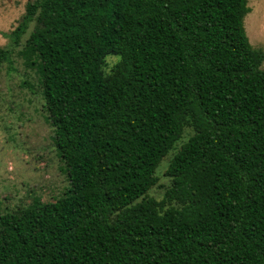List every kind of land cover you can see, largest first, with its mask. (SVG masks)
<instances>
[{"label": "trees", "instance_id": "16d2710c", "mask_svg": "<svg viewBox=\"0 0 264 264\" xmlns=\"http://www.w3.org/2000/svg\"><path fill=\"white\" fill-rule=\"evenodd\" d=\"M249 11L248 0L26 3L0 67L31 69L23 84L67 185L0 211V264H264V50L245 33ZM187 127L170 185L149 196Z\"/></svg>", "mask_w": 264, "mask_h": 264}, {"label": "rangeland", "instance_id": "374dc122", "mask_svg": "<svg viewBox=\"0 0 264 264\" xmlns=\"http://www.w3.org/2000/svg\"><path fill=\"white\" fill-rule=\"evenodd\" d=\"M28 1L32 0H0V46L8 44L6 35L17 25ZM248 6L245 33L253 47L264 50V0H248ZM114 61V56L107 58L108 65ZM32 75L21 59L12 70L6 64L0 67V211L26 203L33 195L50 200L67 185L40 97L23 84L25 79L34 84ZM191 134L192 130L185 128L181 141L163 158L156 171L158 183L149 190V196L162 198L170 185L164 175L169 159Z\"/></svg>", "mask_w": 264, "mask_h": 264}, {"label": "clouds", "instance_id": "9594fccd", "mask_svg": "<svg viewBox=\"0 0 264 264\" xmlns=\"http://www.w3.org/2000/svg\"><path fill=\"white\" fill-rule=\"evenodd\" d=\"M119 61L117 60L115 63H118ZM115 63L111 64L110 67L104 69V75L107 78L108 76L112 75V68L115 67Z\"/></svg>", "mask_w": 264, "mask_h": 264}]
</instances>
